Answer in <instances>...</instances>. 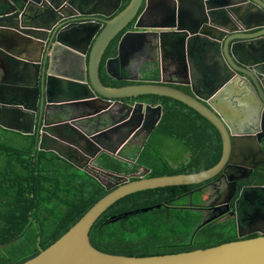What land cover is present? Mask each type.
Here are the masks:
<instances>
[{
    "label": "water",
    "instance_id": "95a60500",
    "mask_svg": "<svg viewBox=\"0 0 264 264\" xmlns=\"http://www.w3.org/2000/svg\"><path fill=\"white\" fill-rule=\"evenodd\" d=\"M122 4L123 0H0V56L12 54L24 61L17 85L0 73V126L34 134L41 115L39 149L54 151L103 182L100 175L106 176L109 181L104 183L110 190L55 243L22 264H264V235L149 256L110 254L91 243L95 222L126 195L200 184L221 172L226 175L232 165L245 172L264 163V0H130L120 10ZM126 29L107 66L123 60L125 52L145 55L150 47L153 55L147 62L160 69V80L123 86L103 82L102 60ZM208 57L214 58L209 73L215 78L208 77L206 86L199 87L196 70L206 66ZM108 67L107 74L117 77ZM171 67L187 75L190 92L170 84L181 82L165 79ZM149 95L179 100L215 125L223 142L220 161L199 172L151 177L147 176L151 169L144 167L134 180V175L98 164L102 153L118 156L154 118L140 155L163 117V104L133 101ZM53 105L65 117L48 122ZM67 107H76V114L68 116ZM226 113L241 114L238 129ZM124 126L131 130L119 135ZM112 139L116 143L110 146L107 142ZM253 193L264 197V185L244 187L238 202H246ZM155 207L161 205L114 215L105 223ZM211 220L202 221L197 229Z\"/></svg>",
    "mask_w": 264,
    "mask_h": 264
},
{
    "label": "trees",
    "instance_id": "16d2710c",
    "mask_svg": "<svg viewBox=\"0 0 264 264\" xmlns=\"http://www.w3.org/2000/svg\"><path fill=\"white\" fill-rule=\"evenodd\" d=\"M129 2L124 0L121 9ZM118 38L108 47L107 57L117 54ZM101 77L105 84L112 86L144 82L115 81L102 71ZM158 77L159 70L149 79ZM172 86L188 92L187 87ZM136 99L163 104L161 122L138 157L142 143L125 146L118 156L102 153L98 164L134 175L131 178L134 180L144 172V167L151 169L147 175L151 177L199 172L220 161L221 134L198 111L166 96ZM40 117L34 134L0 126V264H22L37 256L110 192L90 172L54 151L39 149ZM63 117L54 114L52 120ZM172 140L177 142L179 154L187 153V158L173 162L166 155L167 147H173ZM200 184L159 187L122 197L95 222L90 232L91 243L110 254L149 256L204 249L236 240L234 233L226 229L232 226L227 221L207 223L197 229L203 219L197 207L207 197L197 191ZM157 205L161 207L105 223L111 216Z\"/></svg>",
    "mask_w": 264,
    "mask_h": 264
},
{
    "label": "flooded vegetation",
    "instance_id": "af4514ba",
    "mask_svg": "<svg viewBox=\"0 0 264 264\" xmlns=\"http://www.w3.org/2000/svg\"><path fill=\"white\" fill-rule=\"evenodd\" d=\"M124 1V0H123ZM121 9V8H120ZM122 10V9H121ZM82 19H85L83 17H80ZM134 23H132L129 27L132 28ZM127 32V29L124 30L117 38L118 42L122 35ZM116 38V39H117ZM127 49L129 46H127ZM126 49V50H127ZM147 52L145 55H140L137 51H132V55H129V53L125 52L123 60H113L110 62L109 67L107 66V57L104 56L101 64V71L102 73L106 72V68L108 67L111 74H116L117 77L122 78L119 79L117 77H112L110 75L106 74L114 79L115 81H135L134 79H139L141 81V78L138 77V70L144 65V63H148V58H151V55H153V48L147 47ZM145 49V50H146ZM179 57V56H177ZM169 67L172 65L171 61H168ZM168 67V68H169ZM170 69L166 70L165 73V79L168 81H172V73H175L177 76L174 79L175 81L181 82V83H171V85H179L180 87H187L188 92L191 91V88L189 85L185 84V79L183 73L176 71L169 73ZM167 74L169 76H167ZM128 77V79H125V77ZM129 78H132L133 80H130ZM161 79V74L157 79H150V81H158ZM171 79V80H170ZM103 80V78H102ZM145 80V79H144ZM149 80V79H148ZM104 82V80H103ZM128 85V84H125ZM137 99L133 98V101ZM140 101V100H138ZM226 108H229L227 103ZM71 110V114H68V116L76 114L77 108L76 107H67ZM75 111H74V110ZM48 122H54L59 120H52L54 119V114H59L60 110L58 109V106L55 105L50 106L48 109ZM80 112V109L78 110V113ZM240 112V111H239ZM226 117L229 118V121L232 123L235 129H238V127L241 126L242 121H239V116L234 113H226ZM230 114V116H228ZM248 116L246 114L243 117ZM61 120V119H60ZM154 121L152 119H149L146 126L147 128L142 129V131L138 134V136L134 139L133 142L130 144H137L141 142L142 139H144L146 133L152 126ZM131 130V126H124L119 132V135L125 134L126 132ZM155 131V130H154ZM116 143V140L112 139L107 142L108 145L113 146ZM235 183H237V189L235 187ZM258 186V185H264V163H261L257 165L255 168H251L248 171H238L235 169V166L232 165V167H228L226 169V175L221 172L216 177L205 181L201 183L196 189H199V191L206 195L205 202L202 204H198L201 207H197L203 214L202 221L212 218V220L209 223L215 222V224L223 223V222H230L232 223L231 229L230 227H226L227 230H231L232 233H234V236L237 238L236 240L240 239H248V238H254L264 235V197L260 196L259 194H252L248 197V200L244 203L238 202L241 198V192L244 189V187L249 186ZM236 189V191H235ZM247 197V196H246Z\"/></svg>",
    "mask_w": 264,
    "mask_h": 264
},
{
    "label": "crops",
    "instance_id": "0c3cea01",
    "mask_svg": "<svg viewBox=\"0 0 264 264\" xmlns=\"http://www.w3.org/2000/svg\"><path fill=\"white\" fill-rule=\"evenodd\" d=\"M17 47H18V45H14V48H17ZM7 55L9 56V54H7ZM10 55L12 57H9V58L6 56H3V55L0 56V65H1L0 66V73H1V76H4V78L8 79L10 81V83L14 84L16 82H19L20 81L19 79L22 78L21 75L23 72L24 64L21 62H24V61L20 57H16L12 54H10ZM213 63H214V58L211 57V60H210L208 57L205 59V63H204V65H206L205 67H202L201 65L198 66V68L196 70V75H195V78H196L195 82H197L199 87H205L206 86V84H207L206 79L208 77H210L211 79L215 78L213 75L211 76L209 73V72H211L209 69V66H212ZM157 70H159V75H160V69L157 66L150 65V63H144V65H142L140 70H138V77L141 78L142 81H145L144 79L148 80L149 76L152 75V73H154ZM175 70L176 69H174V67L170 68L171 72L179 71V72L183 73L184 79L187 80V75L182 70H180V69H177L176 71ZM170 71H169V73H170ZM167 76H169V75L167 74ZM176 76H177L176 74L172 76L173 80L176 78ZM189 78H190L189 80H192L193 75L190 74ZM14 85H17V84H14ZM86 129L88 130V127H86ZM141 142H143V139L141 140ZM139 144H140V142L138 143V145Z\"/></svg>",
    "mask_w": 264,
    "mask_h": 264
},
{
    "label": "rangeland",
    "instance_id": "374dc122",
    "mask_svg": "<svg viewBox=\"0 0 264 264\" xmlns=\"http://www.w3.org/2000/svg\"><path fill=\"white\" fill-rule=\"evenodd\" d=\"M141 143L142 142H140V144ZM171 143H172L173 147L172 148H168L167 147L165 153L173 162H176L175 160H178L180 162L181 158H183V157L187 158L188 157L187 153L186 154H184V153L183 154H179V150L180 149L178 148L179 146H177V142L176 141L172 140ZM132 145H136V144H132ZM100 176H103L102 178L104 179V182H108L109 181V179L106 176H104V175H100Z\"/></svg>",
    "mask_w": 264,
    "mask_h": 264
}]
</instances>
